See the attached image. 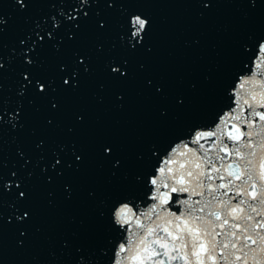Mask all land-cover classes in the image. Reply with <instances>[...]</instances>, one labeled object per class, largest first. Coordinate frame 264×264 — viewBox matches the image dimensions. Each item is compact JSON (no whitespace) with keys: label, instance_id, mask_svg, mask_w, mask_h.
<instances>
[{"label":"water","instance_id":"water-1","mask_svg":"<svg viewBox=\"0 0 264 264\" xmlns=\"http://www.w3.org/2000/svg\"><path fill=\"white\" fill-rule=\"evenodd\" d=\"M77 8L78 0H41L22 11L14 0H0V13L6 21L0 34V100L6 113L0 125V171L6 181H13L11 189H4L0 196V264H116L128 255H117L119 245L126 244L132 232H143L137 219L145 226L163 223L157 213L151 219L143 215L157 194L155 186L146 182L157 163L156 153H163L174 141L182 148L192 139L189 130L198 125L215 130L219 124L229 130L237 123L254 132L264 125L249 114L251 110L244 111L242 101V97L250 99L251 93L264 91V50L260 47L264 44V0H211L208 5L200 0H99L85 8L87 18L81 11L80 18L70 22L68 16H76ZM133 15L150 22L142 43L135 48L130 46L128 24ZM53 18L61 25L58 30ZM36 22L41 34L51 31L55 38L46 37L29 53L35 36L31 40L28 36ZM21 40L25 43L20 44ZM28 55L32 65L24 62ZM117 65L126 75L112 73ZM76 67L79 76L70 77ZM24 73H31L33 85L21 95V84L27 83ZM65 78L71 79V85L64 84ZM35 79L47 84V93L34 90ZM16 110L20 119L13 126L8 119ZM230 111L233 116L255 120V128L229 119ZM262 136L264 133L253 136L254 147L243 149L245 154L257 153V167L264 155L259 147ZM225 142L234 146L226 138ZM202 143L208 147L211 140ZM221 155L225 165L232 163L235 168L243 163L238 157ZM221 172L226 175L223 169ZM20 191L27 194L23 203L31 217L24 224L16 220ZM204 191L205 196L189 192L177 193V197L211 200L208 190ZM240 199L235 197L233 203ZM121 202L134 213L126 217L131 221L127 225L114 216ZM243 207L255 220L261 219L247 204ZM176 209L180 210L177 215L184 212L182 204H171V210ZM157 212L163 214L160 209ZM176 223L173 219L166 225L173 235L178 233ZM235 223L244 227L243 220ZM156 230L170 244H179L168 233ZM233 230L237 236L230 239L242 242L245 233ZM217 231V264H233L235 257L220 258L229 228ZM259 231L264 235V229ZM252 235L258 243L251 247L258 250L259 238ZM153 239L149 237V241ZM186 243L188 248L177 247L171 255L190 253V238ZM151 247L161 255L147 264H185L183 259L165 256L159 245ZM189 258L196 264L195 257ZM204 259L205 264H212L206 254ZM247 259L248 264H264V253H249Z\"/></svg>","mask_w":264,"mask_h":264},{"label":"snow or ice","instance_id":"snow-or-ice-1","mask_svg":"<svg viewBox=\"0 0 264 264\" xmlns=\"http://www.w3.org/2000/svg\"><path fill=\"white\" fill-rule=\"evenodd\" d=\"M37 2H41V0H14V3L22 11H26L29 4ZM97 2L99 0H78L79 8L76 9L77 15L72 16L69 14L68 20L70 22L78 20L81 11H83L84 17L87 18L89 13L85 11V8ZM108 2L112 3L113 0H108ZM200 2L208 5L211 3V0H200ZM5 23L3 14L0 13V34L3 32ZM53 23L58 30L61 25L55 21V18H53ZM128 24L130 25L129 35L133 40L130 46L135 48L137 44L142 43L150 22L141 15H133L129 18ZM99 25L101 28L105 26L103 21L99 22ZM33 36H35V40L33 41V47L28 49L29 53H32L36 47L43 44L46 37L48 40L55 38L51 31L41 34L39 22H36L28 39L31 40ZM24 43L25 40L20 41V44ZM260 47L264 50V44L260 45ZM24 62L28 65L34 63L31 55H28L24 59ZM80 63H83V61L81 60ZM2 69L3 63L0 62V70ZM63 70L66 69L62 67ZM111 71L115 75H126V72L118 65L112 67ZM22 75L23 80L27 81L26 84H21V89L23 90L21 95H24L28 87L33 85V77L31 73H24ZM78 76L79 68L76 67L71 71L70 77ZM63 82L65 85H71L72 83L70 78H65ZM243 87L244 85L241 84V88ZM261 88H264V84L261 85ZM34 90L40 93H47L48 86L41 79H35ZM242 101L246 105L245 112L251 110L249 114L252 117H256L259 121L264 122V91L260 93L253 92L250 94V99L242 97ZM52 107L56 108L57 105L53 103ZM256 108L261 109V111H257ZM12 113V117L8 120L15 126L16 122L20 119V112L16 110ZM5 114L3 102L0 100V125L5 122ZM228 118L238 120L241 123L246 122L247 128H255V120L248 119L246 115L233 116L230 111ZM220 119L227 125V120L223 117H220ZM261 133H264V125H262L259 132L247 131L237 123H233L229 130H225L219 124H216L215 130H207V125H198L194 129L189 130V136L192 139L189 142L183 143L182 148L178 149L174 141L163 153H156L155 160L157 163L154 165V170L148 175L146 182L155 186L157 194L151 197L155 203L143 215L147 219H151L152 214L157 213L158 219L163 221V223L156 224L155 227L153 225L145 226L137 219L136 225L138 228H142L143 232H132L131 237L126 241L128 246L125 243L119 245L117 255L120 253H128V255L123 256L122 259H118L116 264H125V262H131V264H147V260L161 255L160 252H157L151 247L152 244H157L161 249H164L163 254L165 256H168L170 259H183L185 264H192V260L189 258L190 256L196 258V264H205V254L207 259L212 261V264H217L215 237L220 235L217 229L224 228L225 226H228L229 231L225 234L226 242L221 246V259L228 261L230 257H235L233 264L237 261L248 264L247 257L249 253H255L257 251L264 253V235H261L259 231L264 229V155H261L260 159L262 162L257 167L254 163V158L257 153L251 151L245 154L243 151L245 148L252 149L254 145L251 138L253 136H261ZM225 138L232 141L234 146L229 147L225 142ZM261 139L264 141V136ZM205 140H211V144L208 147H205V144L202 143ZM259 147L264 152V142ZM213 150H215V155H211ZM105 151L111 153L110 148L105 149ZM221 153H225L229 157H238L243 163H237L235 168L232 163L225 165L222 163L225 156L221 155ZM162 156H166L167 158L161 159ZM181 158H183L182 162ZM217 162H221L219 166H217ZM56 163L59 164L60 161L57 160ZM172 165H175V167H172ZM207 166H210V169ZM222 169L226 175L222 174ZM212 173H215V176ZM12 175L15 176L16 174L13 173ZM214 179L224 182L216 185L206 183ZM12 185L13 181L10 179L6 181L2 171H0V196H2L4 189H11ZM16 187L20 188V183H16ZM165 188L168 189L167 192L161 191V189ZM205 189L211 195V200L205 198L204 201H190L188 199L179 200L177 197V193L189 192L193 196H205ZM229 192H232L234 195L229 196ZM225 196L228 198L224 199L223 197ZM235 197H242V199L233 203ZM27 199V194L24 191H20L16 200V203L20 205L17 208L16 215V220L19 224H24L31 218L29 211L26 210V205L23 203ZM249 201H255L256 203L253 204ZM173 203L182 204L184 206V212L177 215V212L180 210H171V204ZM213 203L216 207L210 210V206ZM245 204H247L251 212L261 217V219L255 220L249 212H246L243 207ZM158 209L162 211V215L157 212ZM129 213H132V209L127 203L121 202V206L115 210L114 216L117 222L127 225L131 223L126 218ZM201 213H204V215H201ZM132 214L134 215V213ZM229 217L233 221L231 224H229ZM173 219L177 222L175 227L178 233L176 235H173L168 227H166ZM238 220L244 221L243 228L235 223ZM157 228L162 232L168 233L169 236H172L173 241H179V244H170L166 237L159 235L156 230ZM233 229H241L245 233L242 242L240 239L236 241L230 239V237L237 236V232ZM125 231H127L126 228ZM252 233H255L256 237L259 238L261 246L258 250L251 247V245L258 243V240L253 237ZM21 234L23 235V232ZM149 237H155V239L149 241ZM186 238H190L191 252L181 251L176 256H172L171 253L176 252L177 247L181 250L188 248ZM238 244L240 245L239 247L237 246ZM246 248L248 252L244 251ZM237 253H241L242 255H238ZM154 264H164V262L155 261Z\"/></svg>","mask_w":264,"mask_h":264},{"label":"clouds","instance_id":"clouds-1","mask_svg":"<svg viewBox=\"0 0 264 264\" xmlns=\"http://www.w3.org/2000/svg\"><path fill=\"white\" fill-rule=\"evenodd\" d=\"M215 207H216V205L213 203V205L210 206V210L215 208Z\"/></svg>","mask_w":264,"mask_h":264}]
</instances>
